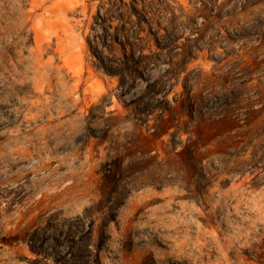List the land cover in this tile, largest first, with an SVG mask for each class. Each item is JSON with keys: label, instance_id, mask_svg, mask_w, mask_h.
<instances>
[{"label": "rangeland", "instance_id": "rangeland-1", "mask_svg": "<svg viewBox=\"0 0 264 264\" xmlns=\"http://www.w3.org/2000/svg\"><path fill=\"white\" fill-rule=\"evenodd\" d=\"M83 257L264 264V0H0V264Z\"/></svg>", "mask_w": 264, "mask_h": 264}, {"label": "bare ground", "instance_id": "bare-ground-1", "mask_svg": "<svg viewBox=\"0 0 264 264\" xmlns=\"http://www.w3.org/2000/svg\"><path fill=\"white\" fill-rule=\"evenodd\" d=\"M55 240H56V239H55ZM101 240H102V239H101ZM53 241H54V240H53ZM58 241H59V240H58ZM61 243H62V242H61ZM58 244H60V243H58ZM98 244H99V243H98ZM54 245H55V244H54ZM86 245H87V244H86ZM84 246H85V245H84ZM53 250H54V249H53ZM83 250H84V249H83ZM60 251H61V249H60ZM89 251H90V250H89ZM89 251H88V252H89ZM62 252H63V251H62ZM67 252H68V251H67ZM83 253H84V252H83ZM57 254H58V255H61V253H57ZM88 254H89V253H88ZM55 255H56V254H55ZM80 256H81V255H80ZM78 257H79V256H78ZM68 258H69V257H68ZM70 258H71V257H70ZM70 258H69V259H70ZM69 259H68V260H69ZM80 260H81V261H84V262H86V264H88V258H87V257H83V258H81ZM90 260H91V259H90ZM58 261H59V260H58ZM75 261H76V260H75ZM61 262H62V261H61ZM69 262H70V261H69ZM72 262H73V261H72ZM76 263H77V262H76ZM79 264H80V263H79Z\"/></svg>", "mask_w": 264, "mask_h": 264}]
</instances>
